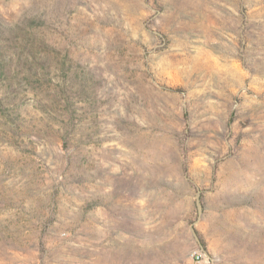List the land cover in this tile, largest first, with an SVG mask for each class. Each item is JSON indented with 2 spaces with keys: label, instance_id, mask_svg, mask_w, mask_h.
Returning a JSON list of instances; mask_svg holds the SVG:
<instances>
[{
  "label": "rangeland",
  "instance_id": "374dc122",
  "mask_svg": "<svg viewBox=\"0 0 264 264\" xmlns=\"http://www.w3.org/2000/svg\"><path fill=\"white\" fill-rule=\"evenodd\" d=\"M0 264H264V0H0Z\"/></svg>",
  "mask_w": 264,
  "mask_h": 264
},
{
  "label": "trees",
  "instance_id": "16d2710c",
  "mask_svg": "<svg viewBox=\"0 0 264 264\" xmlns=\"http://www.w3.org/2000/svg\"><path fill=\"white\" fill-rule=\"evenodd\" d=\"M6 49L1 43V35H0V78L6 77L7 70L6 67L8 65V61L6 59Z\"/></svg>",
  "mask_w": 264,
  "mask_h": 264
}]
</instances>
